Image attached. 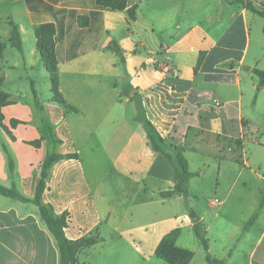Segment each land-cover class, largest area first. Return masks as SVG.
Returning a JSON list of instances; mask_svg holds the SVG:
<instances>
[{
  "label": "crops",
  "instance_id": "0c3cea01",
  "mask_svg": "<svg viewBox=\"0 0 264 264\" xmlns=\"http://www.w3.org/2000/svg\"><path fill=\"white\" fill-rule=\"evenodd\" d=\"M238 1L126 0L117 11L95 0H0V90L9 101L0 108V188L11 192L0 193V264H60L32 202L46 154L44 141L32 143L45 124L63 159L49 171L42 202L66 216V239L98 241L77 250L76 264H167L156 250L172 233L178 250L193 253L189 264H208L195 225L213 258L264 264V87L252 72L262 70L264 27L263 49L248 60L257 15ZM243 1L264 9V0ZM47 23L61 101L40 58L51 95L37 109L2 86L19 66L38 67L34 27ZM136 101L155 132L182 149L184 188L136 118Z\"/></svg>",
  "mask_w": 264,
  "mask_h": 264
},
{
  "label": "trees",
  "instance_id": "16d2710c",
  "mask_svg": "<svg viewBox=\"0 0 264 264\" xmlns=\"http://www.w3.org/2000/svg\"><path fill=\"white\" fill-rule=\"evenodd\" d=\"M98 6L109 8L111 10L122 11L127 8L126 0H95ZM243 4L245 8L251 13L264 19V10L255 7L251 2H244L243 0L238 1ZM129 19L135 18V8L128 10ZM88 24L86 17H79V25L85 27ZM12 28L11 37L9 40L10 46L15 48L18 52H21V39L17 25L10 21ZM264 33V28H263ZM55 27L53 24H39L34 27V36L36 38V47L41 60L45 63L51 77L52 91L54 93L53 101L60 102L61 98L57 91V60L55 55ZM253 75L258 80V88L264 87V70L254 69ZM35 98V108L39 109V101L34 90H32ZM7 96L0 90V108L4 104L8 103ZM70 110V108H68ZM136 118L139 119L145 126L149 139L153 145V148L157 152H162L167 159L172 163L175 170L176 184L181 188H184L186 178L188 177V168L186 161L182 156V149L176 146L167 144L154 130L153 126L144 117V112L141 104L136 101ZM0 128L6 130L3 125V116L0 112ZM45 142L46 154L43 162L40 166L39 180L37 183L35 197L33 204L38 208L41 219L45 222L47 229L52 234L57 244V248L60 256V264H76V252L80 248L91 247L97 244V239L82 238L77 241H69L64 235V229L66 227V216H57L53 212V209L43 204L42 195L45 190V181L48 178L49 171L52 165L63 159V156L55 153V149L59 144V141L55 138L51 126L45 124L41 129L40 141H35L32 144L39 146L40 142ZM2 149L5 154L8 155L7 149L2 144ZM8 168L13 171V161L8 157ZM0 193L8 196L11 192L0 188ZM194 233L201 243V246L205 252V258L208 264H225V260H217L209 254V247L207 239L198 226L193 227ZM175 234L165 237L156 250V255L161 257L167 264H189L193 257L192 252H184L178 250L175 245Z\"/></svg>",
  "mask_w": 264,
  "mask_h": 264
},
{
  "label": "rangeland",
  "instance_id": "374dc122",
  "mask_svg": "<svg viewBox=\"0 0 264 264\" xmlns=\"http://www.w3.org/2000/svg\"><path fill=\"white\" fill-rule=\"evenodd\" d=\"M259 9H263V7ZM263 27L264 19L259 16H254L253 20L250 21L251 48L249 51L248 60H252L257 57L258 53L261 51V49H263L261 33ZM10 50L15 56L19 57L18 53L22 52V46L21 52H18L15 48H10ZM25 51H27V46L25 47ZM37 61L39 65L34 70H25L23 66H19V68L15 71H10L9 78L3 83L2 90L11 92L12 97H21L29 102L35 103V98L32 93V90H34L36 92L38 101L42 102L47 100L51 95L50 77L39 56ZM259 67H261L262 70L264 69V58L260 61ZM16 91H20L22 94L19 92L16 93ZM243 92H246V90L243 89ZM246 99L247 97L245 100ZM257 108L264 112V95H260Z\"/></svg>",
  "mask_w": 264,
  "mask_h": 264
},
{
  "label": "built area",
  "instance_id": "2783aa9c",
  "mask_svg": "<svg viewBox=\"0 0 264 264\" xmlns=\"http://www.w3.org/2000/svg\"><path fill=\"white\" fill-rule=\"evenodd\" d=\"M219 204V201L218 200H214L213 201V205H218Z\"/></svg>",
  "mask_w": 264,
  "mask_h": 264
}]
</instances>
